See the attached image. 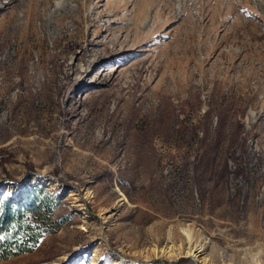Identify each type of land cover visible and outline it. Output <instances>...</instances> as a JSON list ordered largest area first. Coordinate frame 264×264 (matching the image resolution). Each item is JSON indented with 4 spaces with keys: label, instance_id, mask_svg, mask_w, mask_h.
Returning <instances> with one entry per match:
<instances>
[{
    "label": "rangeland",
    "instance_id": "374dc122",
    "mask_svg": "<svg viewBox=\"0 0 264 264\" xmlns=\"http://www.w3.org/2000/svg\"><path fill=\"white\" fill-rule=\"evenodd\" d=\"M148 1L0 0V264H264V0Z\"/></svg>",
    "mask_w": 264,
    "mask_h": 264
},
{
    "label": "trees",
    "instance_id": "16d2710c",
    "mask_svg": "<svg viewBox=\"0 0 264 264\" xmlns=\"http://www.w3.org/2000/svg\"><path fill=\"white\" fill-rule=\"evenodd\" d=\"M51 202L50 196H44L39 205L33 201L11 203L0 198V261L30 251L41 234L56 230L60 223L50 219L47 205ZM41 206L43 215L35 216Z\"/></svg>",
    "mask_w": 264,
    "mask_h": 264
},
{
    "label": "bare ground",
    "instance_id": "6f19581e",
    "mask_svg": "<svg viewBox=\"0 0 264 264\" xmlns=\"http://www.w3.org/2000/svg\"><path fill=\"white\" fill-rule=\"evenodd\" d=\"M197 1L198 0H195V3H197ZM204 1V0H203ZM150 1H148V0H144V5H148V3H149ZM206 2V1H205ZM208 2V1H207ZM162 3V2H161ZM166 3H169V1L168 2H166ZM156 6V5H155ZM194 6H196V5H194ZM207 6V5H206ZM181 7H183V6H181ZM205 8V7H204ZM161 9V8H160ZM160 9H156V10H154V9H146L145 11L146 12H143L144 13V16H145V18L147 19L146 21V23L144 24V25H142V29L143 28H145L146 27V25L148 24V22L153 18V17H155V16H161L162 17V12H160ZM182 9V8H181ZM202 11H204V10H202ZM173 14H175L174 12H173ZM188 14V13H187ZM186 14V15H187ZM203 14H205V13H203ZM193 15V14H192ZM192 15H190V17L192 16ZM197 15V14H196ZM189 16V15H188ZM189 17V18H190ZM201 17H203V16H201ZM157 18V17H156ZM155 18V19H156ZM171 18H174V16H172V15H169L168 17H167V20L168 19H171ZM164 21V20H163ZM185 21V20H184ZM187 21V20H186ZM189 21V20H188ZM159 24V23H158ZM161 24H163V22L161 23ZM161 24H159V25H161ZM217 25V24H216ZM199 26H201L200 24H199ZM137 27V26H136ZM139 28H141V27H139ZM217 28V27H216ZM142 29H140V30H142ZM191 29H194V26L193 25H191ZM148 31V30H147ZM183 31V30H182ZM211 31V30H210ZM153 33V32H152ZM152 33H150V34H152ZM187 33H190L189 31H184L183 33H181L180 35H179V38L176 40V44H177V46L176 47H181L182 45H183V43H182V41H184L183 40V38H184V36H185V34H187ZM191 34V33H190ZM146 35V34H145ZM153 35V34H152ZM148 37V36H147ZM141 40V39H140ZM144 40V39H143ZM178 47V48H179ZM173 51V50H172ZM178 52H174L173 54H174V56H177V54L178 53H182V52H187L184 48L182 49V52H181V49L179 48L178 50H177ZM185 231V230H184ZM186 236H187V245H188V248H187V251H186V255H188L191 259H193V260H195L196 259V256H197V253H200V250L199 249H197L196 247H193L192 246V239L189 237V235L188 234H185ZM194 246H196V245H194Z\"/></svg>",
    "mask_w": 264,
    "mask_h": 264
}]
</instances>
